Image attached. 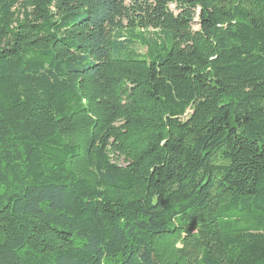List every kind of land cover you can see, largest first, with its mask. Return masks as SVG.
I'll return each instance as SVG.
<instances>
[{
	"label": "trees",
	"instance_id": "16d2710c",
	"mask_svg": "<svg viewBox=\"0 0 264 264\" xmlns=\"http://www.w3.org/2000/svg\"><path fill=\"white\" fill-rule=\"evenodd\" d=\"M0 264H264V0H0Z\"/></svg>",
	"mask_w": 264,
	"mask_h": 264
},
{
	"label": "rangeland",
	"instance_id": "374dc122",
	"mask_svg": "<svg viewBox=\"0 0 264 264\" xmlns=\"http://www.w3.org/2000/svg\"><path fill=\"white\" fill-rule=\"evenodd\" d=\"M141 49H142V48H141ZM141 52H145V51L142 49Z\"/></svg>",
	"mask_w": 264,
	"mask_h": 264
}]
</instances>
